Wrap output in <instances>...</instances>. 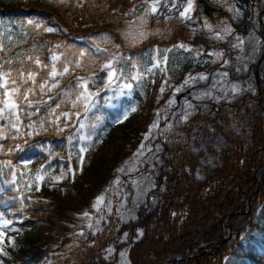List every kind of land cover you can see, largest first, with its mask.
Instances as JSON below:
<instances>
[{"label": "trees", "instance_id": "obj_1", "mask_svg": "<svg viewBox=\"0 0 264 264\" xmlns=\"http://www.w3.org/2000/svg\"><path fill=\"white\" fill-rule=\"evenodd\" d=\"M145 1L0 0V77L9 81V89H32L30 105L14 94L19 120L8 114L0 119V212L18 227L26 224L38 232L28 241H15L20 248L16 264H113L107 250L123 233L128 264H162L170 256H188L198 249L196 258L171 264H264V116L252 96L256 85L251 72L231 74L230 87L236 91L227 100L218 98L217 110L205 117L220 144L201 149L192 140L199 114L163 137L152 176L154 204L143 203L136 219L117 229L113 224L89 227V215L84 216L119 163L138 147L140 133L158 106L153 88L144 96L134 93L133 102L146 111L143 121L111 142L95 173L89 174L86 161L66 155L77 143L90 154L106 140L124 109V104L101 108L80 128L86 114L83 101L77 100L80 84L88 72L101 70L104 59L94 40L103 38L130 54L179 41L226 55L234 42L222 43L198 26L190 29L176 19L152 15L146 21L147 35L133 45L124 31L131 13ZM53 66L55 78L49 75ZM29 72L35 82L25 83ZM260 83L264 94L262 69ZM3 93L0 88V100ZM204 150L212 159L203 163ZM258 172L257 195L246 212ZM141 226L142 233L137 230Z\"/></svg>", "mask_w": 264, "mask_h": 264}, {"label": "rangeland", "instance_id": "obj_2", "mask_svg": "<svg viewBox=\"0 0 264 264\" xmlns=\"http://www.w3.org/2000/svg\"><path fill=\"white\" fill-rule=\"evenodd\" d=\"M207 1L212 5L211 7L219 10V13L212 14L210 18L198 15L197 0H191L192 8L187 16H181V12L187 7L188 0H159L155 13L150 11V4L155 0H146L131 13L124 36L133 45L140 43L147 35L145 27L147 18L155 15L167 20L176 19L190 29L198 26L210 37L222 43L233 39L234 42L227 49L226 55L222 51L205 48L206 51L193 49L180 42L168 46L154 45L139 54H130L118 50L103 38L94 40L97 44V51L104 53V59L101 70L88 72L82 81L87 82L88 92L93 95L88 110L85 111L86 114L81 120L82 123L79 124L80 128L82 129L88 118L101 108L117 109L122 103L128 104V101L134 100L135 92L144 96L145 90L149 88L154 89L158 106L154 108L153 121L148 123L147 128L140 133L141 140L138 147L132 148L128 156L119 163L109 185L93 200L91 211L87 212L89 226L109 225L112 227L111 224H113L117 226V229L122 224L134 221L136 212L143 203H155V199L151 196L155 188L152 176L154 166L160 162L161 140L168 134L178 131L181 125H186L191 117L199 114L192 140H196L201 149L206 148L208 144L211 146V142L220 144L219 134L215 133L205 117L206 115L211 116L217 110L218 104L214 103L220 96H224L227 100L234 93L233 88L228 86L230 84H227L228 80L225 78L227 75H224L228 72L227 65L232 68L235 76L240 75V72L253 74L252 66L259 60L261 51H264V0ZM205 11L210 12V9L207 7ZM212 11L214 10L211 9ZM224 13L228 15L224 16ZM252 20L254 22L258 20L260 23H252ZM10 23L6 22V25L10 27ZM179 45H184V47H179ZM108 63L112 64V70L115 71L111 84L108 83L109 69L104 68V65ZM213 68L216 70L226 68V72L219 70L224 79L215 70L210 75L211 80L208 87H205L202 84L208 79L206 74ZM260 69H262L264 79V67L261 65L258 70L259 80ZM201 71L205 73L202 74ZM217 74L220 79H212ZM200 77H206V79ZM186 80L188 84L184 83ZM125 85H131V88H126ZM161 88L164 89L163 92ZM190 88L193 90L188 98L185 93ZM81 89L83 92L84 89L82 87ZM260 89L263 90V87L261 86ZM252 96L257 100L261 97L264 105L262 91L259 97L256 90L253 91ZM133 107L135 111H131ZM261 110L264 116V110ZM125 112L128 113L126 119L123 118ZM186 113L190 115L187 119H183ZM143 114H146L144 109H139L134 103L129 104L117 116L114 129L106 140L94 148L90 154H87L81 144L77 143L65 151L66 155L69 158L77 157L79 162L86 161L90 164L89 174L95 173L96 169L99 170L100 158L109 153L111 142L119 139L122 133L140 125L143 121ZM153 125L156 127H152ZM80 138L82 139V135ZM141 145L144 147L141 148ZM210 159L212 158L208 151L204 150L202 162ZM98 197H103V202L94 207ZM4 220L10 221L7 228L3 227ZM137 230L142 233L143 226ZM0 233H3L0 236V248L7 253L6 256L0 255V264H16L14 257L18 256L20 248L15 241L25 242L31 236L38 235V232L29 225L17 227L1 213ZM126 241L128 238L123 233L115 239L114 244L108 247L107 255L111 257L113 264H128V243ZM196 253H200V250L195 251L193 255ZM173 257L170 256L166 261Z\"/></svg>", "mask_w": 264, "mask_h": 264}, {"label": "snow or ice", "instance_id": "obj_3", "mask_svg": "<svg viewBox=\"0 0 264 264\" xmlns=\"http://www.w3.org/2000/svg\"><path fill=\"white\" fill-rule=\"evenodd\" d=\"M159 4V0H155L154 3H151L150 4V11L155 13L157 11V5ZM192 8V2L191 0H188V4H187V7L184 9L183 12H181V16H187L188 13L190 12ZM29 24H32L34 23L33 21L29 20L28 21ZM46 31H53V29L51 28H47ZM239 39V38H238ZM242 42V41H241ZM179 47H184V45H179ZM255 51V49H253ZM37 64H39V60L36 61ZM104 68L106 69H109L108 71V83L111 84L112 83V80L115 76V71L112 70V64L111 63H108V64H105L104 65ZM239 70V69H237ZM64 73H67L68 72V68L65 67L64 68ZM9 74L5 73V76H7ZM52 78H55L56 75H57V72L55 70V67L53 66L52 68V71L50 72L49 74ZM224 75H227V73H224ZM21 76H24V73H21ZM201 79H206V77H200ZM133 79H136V77H133ZM195 79V78H193ZM29 80L35 82V74L34 73H31L29 72L27 74V79L25 80V83H27ZM12 84H16V81L15 80H12L11 81ZM185 84H188V81L186 80L184 82ZM8 84H9V81L7 79H4V77H0V88H3L4 89V99L0 100V104L3 105V107H0V119H4L6 118V115L5 114H8L9 116L11 115H16V119L19 120V116L17 115V112H18V109L20 107V105L17 103V100L14 98V94H19L20 97L24 100V101H28V94L32 92V89L31 88H28L24 93H21L20 92V88L19 87H14V88H11L9 89L8 87ZM56 85L53 84L52 87H55ZM47 87V82L45 81L44 83H41L40 84V89L41 91H43L45 88ZM80 87H82L84 89L83 92H81L78 97H77V100H81L83 101V104H84V108H85V111L88 110V105L91 101V98H92V93L88 92V89H87V82H82L80 84ZM124 87L126 88H131V85H125ZM163 88H161V92H163ZM232 91H236V88L233 87ZM29 105L31 104L30 101H28ZM169 103H171V101H169ZM189 107H191V105H189ZM131 111H135V108L133 107L131 109ZM67 115V114H65ZM127 115L128 113L125 112L124 113V116L123 118L126 119L127 118ZM190 115V113H186L184 117H182L183 119H187V116ZM15 127V125H13ZM152 127H156V125H153ZM151 130V129H150ZM144 146L141 145V148H143ZM103 202V197H98L95 204H94V207L100 205L101 203ZM84 216H88V213L85 212L84 213ZM10 221H7V220H4L3 221V227L4 228H7L8 225H9ZM91 227V225L89 226ZM3 233H0V236H2ZM11 242V241H10ZM0 255H7V253L4 251L3 248H0Z\"/></svg>", "mask_w": 264, "mask_h": 264}, {"label": "water", "instance_id": "obj_4", "mask_svg": "<svg viewBox=\"0 0 264 264\" xmlns=\"http://www.w3.org/2000/svg\"><path fill=\"white\" fill-rule=\"evenodd\" d=\"M199 2H200V3H203L202 7L199 9V13H200V14L203 13V14L209 15L210 12H211V9L214 10V11L217 10L216 8H212V7H210L209 4H207V2H205L204 0H199ZM207 7L210 9V12L205 11V8H207ZM263 58H264V52H263V54L261 55L259 61L253 66V73H254V77H255L256 84H257V90H258V94H259V96H260L261 92H260V83H259V77H258V68H259L260 64L262 63ZM259 105H260L261 109L264 110V105H263V102H262L261 97L259 98ZM258 181H259V177H257V184H256V186H258ZM255 196H256V191H254L252 197L250 198V200H249V204H248L247 208H249V206H250V204H251V202L253 201V199H254ZM230 214H231V212H229V213L227 214V216H229ZM224 223H225V222H224ZM197 254H198V253H196V255H197ZM196 255L193 256V257H196ZM193 257H182V256H177V257H173L172 259H169L168 261H166V262L163 263V264H171V262H172L173 260H178V259H190V258H193Z\"/></svg>", "mask_w": 264, "mask_h": 264}]
</instances>
